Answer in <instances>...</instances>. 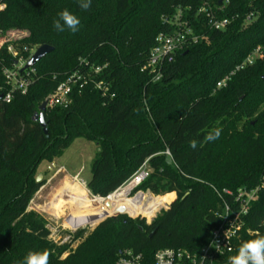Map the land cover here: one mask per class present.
Returning <instances> with one entry per match:
<instances>
[{"label":"trees","instance_id":"1","mask_svg":"<svg viewBox=\"0 0 264 264\" xmlns=\"http://www.w3.org/2000/svg\"><path fill=\"white\" fill-rule=\"evenodd\" d=\"M220 2L91 0L83 10L79 0H0V36L27 32L22 44L28 56L45 45L54 48L34 66L28 93H14L10 104L0 102V264H23L29 251L44 249L51 252L50 264H116L124 250L153 264L162 249L198 251L220 224L219 193L264 184V59L236 71L264 47V0ZM204 8L230 26L211 29ZM64 9L80 18L78 31L54 29ZM179 23L200 42L178 53L154 83L143 68L159 35L175 33ZM82 61L107 66L99 79L115 98L92 87L75 91L67 109L46 111V135L35 117ZM14 63L3 48L0 94L9 90L2 71ZM232 73L227 87L216 90ZM217 128L219 138L208 140ZM77 139L98 147L87 184L94 197L114 194L147 163L150 176L136 192L166 195L169 209L152 224L110 217L92 231L67 232L65 242L55 243L47 219L30 208L47 183L46 177L37 182L40 166L60 159ZM109 205L121 209L117 202ZM246 228L253 235L244 241L264 235V188Z\"/></svg>","mask_w":264,"mask_h":264},{"label":"built area","instance_id":"2","mask_svg":"<svg viewBox=\"0 0 264 264\" xmlns=\"http://www.w3.org/2000/svg\"><path fill=\"white\" fill-rule=\"evenodd\" d=\"M228 4V2L226 3ZM4 6L0 7V11ZM202 12L207 14L208 23L211 29L216 31L226 30L231 21L228 19H218L216 14L204 8ZM250 15L247 21H252ZM179 29L171 34H161L157 38L156 46L151 51L149 61L143 68V71H149L153 76V82L157 83L162 79L163 68L172 63L178 53L184 51L191 45L200 42L198 36L193 35L192 30L187 24L179 23ZM29 37L27 32L19 30H10L5 35L0 36V51L7 49L8 55L15 60L12 68H5L2 71L5 85L8 87L7 94L3 95L0 102L10 104L13 100L14 93L25 95L35 83L37 72L33 68L23 71L29 60L33 56L29 48L23 47L22 42ZM264 59V47L256 48L246 61L236 69L239 71L253 65L258 60ZM107 66L96 67L82 61L80 69L69 75L47 99V110L56 108L67 109L71 104L72 95L75 91H82L87 87L99 91L102 96L115 98L111 92L109 84L104 83L99 78L102 76ZM234 73L219 81L216 90L226 88ZM171 157L169 151L166 152ZM150 169L145 163L140 170L117 192L107 198L94 197L88 190L87 184L76 180L82 185L94 199L107 201L112 197L128 192V197L134 194L142 183L150 176ZM264 188V184L256 189L240 188L237 191L223 190L219 197L223 202V211L220 214V224L216 227L210 236L207 244L198 251L162 249L155 253L153 264H229V256L235 255L238 247L244 242L245 237L253 235V231L246 228L253 203L257 200L259 192ZM217 192V191H216ZM218 193V192H217ZM66 241V240H65ZM116 264H144L142 254H136L132 250H124Z\"/></svg>","mask_w":264,"mask_h":264},{"label":"rangeland","instance_id":"3","mask_svg":"<svg viewBox=\"0 0 264 264\" xmlns=\"http://www.w3.org/2000/svg\"><path fill=\"white\" fill-rule=\"evenodd\" d=\"M97 152L98 147L96 143L77 139L62 155V157L58 159L55 164H53L55 165V167L46 163H43L40 166L39 173L43 176V179L46 177L47 183L44 187H42L40 192L33 200L31 204V210L37 211L47 219L49 223V229L51 230L52 238L55 243H60L61 241L65 242L68 237L64 235L67 232L73 233L79 229L85 228H87L89 231H92L102 221L110 218V216L112 215L109 214L110 212H115L113 214L117 213L116 210L109 209L107 207V203H101L100 205V203H97L96 201L94 202V200L89 196L88 192L83 189L80 184L77 183L78 181L76 182V179H71L68 175L65 176V173H62L63 170L62 172H59L62 166L72 174L79 173V179L88 184L89 180L92 177L91 165L95 160ZM49 169L51 170V172L46 174ZM68 181L70 183V186H67ZM64 191H67L76 198L85 199L82 201L73 199L71 200V202H69L76 210V215L75 213L69 211V209L64 205L63 207L65 208V210L61 209L60 212H57V210L52 206L56 194L60 195ZM164 196L166 195H154L150 192L138 191L128 198H119V201H117V203L121 205V208L125 209L128 217L132 219H143L147 222V224H152L163 211L168 210L171 206L169 205L167 207L165 200L162 198ZM138 198L142 199V201L144 202L143 204H145V202H148L151 198L156 199L157 209L144 214L142 212V208L134 207L136 210V215L129 214V205H127L128 203L126 201H128L129 204H133ZM106 202H108V200ZM91 203L94 208L93 206L92 208H90ZM162 206H166V208H162ZM143 207H145V205H143ZM159 207L161 208L158 210ZM69 218H71V221Z\"/></svg>","mask_w":264,"mask_h":264},{"label":"clouds","instance_id":"4","mask_svg":"<svg viewBox=\"0 0 264 264\" xmlns=\"http://www.w3.org/2000/svg\"><path fill=\"white\" fill-rule=\"evenodd\" d=\"M79 6L83 10L91 7V0H79ZM81 20L68 9L58 13V19L53 21V27L58 32L65 29L73 33L79 30ZM221 130L215 129L207 137L208 140L218 139ZM190 147H197L196 141L190 142ZM187 195V193H186ZM50 250L29 251L23 260V264H50ZM229 264H264V235L256 234L255 238L248 239L240 244L235 255L229 256Z\"/></svg>","mask_w":264,"mask_h":264},{"label":"water","instance_id":"5","mask_svg":"<svg viewBox=\"0 0 264 264\" xmlns=\"http://www.w3.org/2000/svg\"><path fill=\"white\" fill-rule=\"evenodd\" d=\"M225 0H221L220 4H222ZM54 51V48L45 45L40 47L31 57L28 64L25 66L23 71H26L28 69L33 68L37 63H39L41 60H43L47 55L51 54ZM3 95H0V101L2 100ZM47 111V103L44 102L43 105L40 108V114L36 115L35 119L39 121L41 127L44 129L45 134H48V129L45 121V113ZM43 181V176L39 175L37 178V182L41 183ZM109 203L107 204V207H109ZM128 215L124 208H121L117 211V213L110 217H118V216H125Z\"/></svg>","mask_w":264,"mask_h":264},{"label":"crops","instance_id":"6","mask_svg":"<svg viewBox=\"0 0 264 264\" xmlns=\"http://www.w3.org/2000/svg\"><path fill=\"white\" fill-rule=\"evenodd\" d=\"M56 162V161H55ZM55 162L53 163V164H55ZM47 164V163H46ZM53 164H49V165H53ZM54 167H55V165H53ZM62 170H63V172H62ZM49 172H51V170L49 169L48 170ZM59 172H62V173H65V176L66 175H68L71 179H76V176H78L79 175V173H75V174H72V173H70L68 170H66L64 167H62L61 166V170L59 171ZM67 186H70V183H69V181L67 182ZM66 186V187H67ZM88 191V190H87ZM40 192V191H39ZM89 194V196L91 197V199H94L91 195H90V193H88ZM64 197H67V198H64ZM85 200V199H79V198H76V197H74V196H72L70 193H68L67 191H64L63 193H61L60 195H57L56 194V196L54 197V200H53V204H52V206L57 210V212H60V210L62 209V210H65V208L63 207V205L64 206H66V208H68L69 209V211H71V212H73V213H75V215H76V210L73 208V206L71 205V203H69V202H71V200ZM60 201V202H59ZM93 203V202H92ZM92 203H91V206H93L92 205ZM31 209V208H30ZM70 219V221H71V218H69ZM85 219V218H84Z\"/></svg>","mask_w":264,"mask_h":264},{"label":"bare ground","instance_id":"7","mask_svg":"<svg viewBox=\"0 0 264 264\" xmlns=\"http://www.w3.org/2000/svg\"><path fill=\"white\" fill-rule=\"evenodd\" d=\"M76 182H77V180H76ZM78 183V182H77ZM79 184V183H78ZM81 187H83L82 185H81ZM83 189H85L84 187H83ZM86 190V189H85ZM87 191V190H86ZM88 192V191H87ZM122 197H127L128 198V192L127 191H124L122 194H120V195H117V196H115V197H112L111 199H109L108 200V202H106V201H103V200H101V199H93L94 200V202L96 201L97 203H100V205H101V203H112V202H117V201H119V198H122ZM128 204L127 205H129V207H128V210H129V214H131V215H136V210H135V208L134 207H139V208H142V212L144 213V214H146V213H148L149 211H153V210H155V209H157V206H156V204H157V200L156 199H154V198H151L148 202H145V204H143L144 202L142 201V199L141 198H138L137 200H136V202L135 203H133V204H129V202L128 201H126ZM143 205H145V207H143ZM90 208H92V206L90 207ZM93 208H94V206H93ZM161 207H159L158 208V210L160 209ZM162 208H166V206H162ZM89 209V208H88ZM95 210V209H94ZM90 217V216H89ZM88 218V217H87ZM84 219V218H83Z\"/></svg>","mask_w":264,"mask_h":264}]
</instances>
